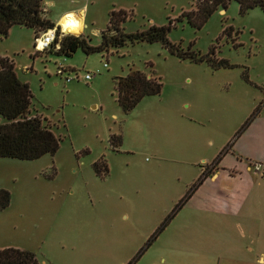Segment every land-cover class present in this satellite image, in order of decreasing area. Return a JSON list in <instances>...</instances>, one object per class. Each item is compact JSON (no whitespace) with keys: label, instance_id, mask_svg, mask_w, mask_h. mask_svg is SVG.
<instances>
[{"label":"rangeland","instance_id":"obj_1","mask_svg":"<svg viewBox=\"0 0 264 264\" xmlns=\"http://www.w3.org/2000/svg\"><path fill=\"white\" fill-rule=\"evenodd\" d=\"M42 3L51 21L64 9H81L82 33L91 45L98 43L108 12L123 9L124 31L170 22L167 38L181 51L204 54L213 46V56L231 66L177 57L159 41L55 54L33 46L31 28L11 25L0 35V56L11 59L16 77L30 89L31 111L60 140L53 154L0 157V187L9 192L0 209V247L30 250L38 264H264V225L261 240L255 239V220L252 227L250 220L235 226L242 215L224 218L226 213L197 209L192 193L171 215L217 156L213 169L220 159L239 164L234 155L251 167L264 155L256 150L255 121L236 135L252 108L264 103V12L253 7L240 13L230 0L194 26L179 18L194 8V0ZM57 30L58 36L64 33L59 25ZM129 68L151 73L161 87L124 113L113 77ZM85 73L92 75L85 79ZM67 75L76 77L66 80ZM110 134H119L120 142L111 144ZM239 146L244 152L235 151ZM99 158L105 173L94 168ZM258 180L263 191L264 178ZM240 232L253 236L240 239ZM219 234L237 248L222 256L213 245L222 242Z\"/></svg>","mask_w":264,"mask_h":264},{"label":"trees","instance_id":"obj_2","mask_svg":"<svg viewBox=\"0 0 264 264\" xmlns=\"http://www.w3.org/2000/svg\"><path fill=\"white\" fill-rule=\"evenodd\" d=\"M230 0H194V8L181 11L179 18L184 17L188 23L199 26L216 9H223ZM240 13L258 7L264 12V0H234ZM42 0H0V35H6L13 24L29 27L34 32V38L39 32L48 27L56 26L55 37L46 48L55 54L70 55L75 49L80 48L84 53L108 50L109 47H118L126 43L136 41H159L168 52L180 58L193 61H205L213 67L231 66L225 59H216L213 56V46H210L204 54L187 48L181 51L178 46L170 42L167 32L170 22L167 24H150L147 28L135 31H124L121 23L128 16L123 9H111L108 12L107 24L99 31V41L96 45L88 43V38L82 32H64L58 36V25H54L44 16ZM230 29H224L229 34ZM45 50V49H43ZM113 85L116 92V102L125 113L129 111L143 96L157 94L161 87L160 80L138 69H128L124 75L113 77ZM31 92L26 82L20 81L13 70L11 59L0 56V157L30 160L43 154H53L58 147L60 138L56 136L50 126L44 122L37 113L30 109ZM259 109L257 103L243 124L237 130V134L256 115ZM109 142L118 144L119 134H110ZM231 143V142H229ZM229 147V144L227 145ZM220 157L210 164L214 167ZM250 162V161H248ZM99 173L107 171L103 160L99 158L93 163ZM212 167L205 166L199 175L188 187L187 191L174 204L172 214L187 200L202 179L212 172ZM9 192L0 187V209L7 206ZM170 215V216H171ZM163 222L157 232L162 229ZM150 243L146 242L144 248ZM143 248V249H144ZM0 264H38L34 252L15 246L0 247Z\"/></svg>","mask_w":264,"mask_h":264},{"label":"crops","instance_id":"obj_3","mask_svg":"<svg viewBox=\"0 0 264 264\" xmlns=\"http://www.w3.org/2000/svg\"><path fill=\"white\" fill-rule=\"evenodd\" d=\"M80 12L81 9H78L77 11L64 9L57 14L55 21L49 20L53 22L54 25H59L61 29H64L61 26V21L65 17L74 14L81 17ZM82 26L83 23L81 19V28L79 32H82ZM261 105H264V103L259 102L258 110H260V114H258L259 111H257L258 113H256V115H254L251 119L252 121H255L257 125L258 135H256V144L258 148L256 150L259 152L264 150V113H261L264 109ZM235 151L237 153L244 152L240 146ZM232 157L235 158V161H239V164L234 162L232 164H225L220 159L218 167L216 169H212V172L206 175L193 190L190 200L191 202H195V205L198 207H196L197 209H206L211 212L226 213L228 216H222L224 218H229L230 215H242L240 219L234 222L235 226L239 225V222L246 223L247 220H250V225L252 227V221L255 220L256 227L259 232H254V237L257 240H261V229L264 225V190L259 191L262 190L259 187L261 185L258 180L259 176L252 172L249 162L243 163L240 159H237L235 155ZM257 160L264 163V155L262 158ZM205 185L208 186L204 188ZM254 216L255 218H253ZM217 236L223 240H221L222 242L220 243L219 239H216L213 241V245L214 248H219L222 256L237 248L235 245H232L231 239H227L222 234ZM249 236H253L251 232H240L238 235L240 239L250 238ZM2 246L6 245H1V247ZM251 248V246H248L249 250H251ZM207 252L213 254L212 251L207 250L206 253ZM259 259H262V256H260ZM244 260L245 259H241V261Z\"/></svg>","mask_w":264,"mask_h":264},{"label":"built area","instance_id":"obj_4","mask_svg":"<svg viewBox=\"0 0 264 264\" xmlns=\"http://www.w3.org/2000/svg\"><path fill=\"white\" fill-rule=\"evenodd\" d=\"M55 29H56V26H52V27H48L44 31L39 32L38 35L35 37L36 41H35L33 46L38 48V43L43 42L44 46L41 50L46 49L55 37ZM62 72H63V69L61 67H58L56 69V73L60 74ZM91 75H92L91 73H85L83 75V77L85 79H89L91 77ZM74 77H76V76H74ZM74 77L67 75V76H65V79L69 80V79H72ZM250 168H251L252 172L256 173L259 177L264 178V163L255 161L252 163Z\"/></svg>","mask_w":264,"mask_h":264},{"label":"bare ground","instance_id":"obj_5","mask_svg":"<svg viewBox=\"0 0 264 264\" xmlns=\"http://www.w3.org/2000/svg\"><path fill=\"white\" fill-rule=\"evenodd\" d=\"M61 26L64 28V32L78 33L81 28V17L75 14L65 17L61 21Z\"/></svg>","mask_w":264,"mask_h":264},{"label":"clouds","instance_id":"obj_6","mask_svg":"<svg viewBox=\"0 0 264 264\" xmlns=\"http://www.w3.org/2000/svg\"><path fill=\"white\" fill-rule=\"evenodd\" d=\"M44 44L43 42H39L38 43V50H41L43 48Z\"/></svg>","mask_w":264,"mask_h":264}]
</instances>
